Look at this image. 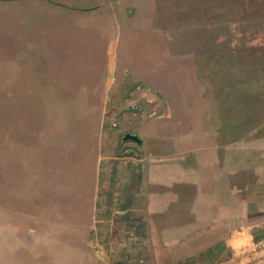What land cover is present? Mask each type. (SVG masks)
<instances>
[{"label":"crops","instance_id":"crops-1","mask_svg":"<svg viewBox=\"0 0 264 264\" xmlns=\"http://www.w3.org/2000/svg\"><path fill=\"white\" fill-rule=\"evenodd\" d=\"M14 1L0 6V74L8 75L0 77L5 110L0 114L5 123L0 264H95L84 255L98 187L108 75L119 68L163 105L137 135L151 160L145 180L162 188L153 193L151 201L158 204L152 210H167L182 189H190L193 204L205 201L211 209H217V200L234 204L232 210L229 204L219 209L220 217L234 210L229 238L250 230L253 224L246 220L264 213V206L259 198L246 197L257 194L254 186H264V178L241 177L239 146L228 145L221 153L208 128L194 60L172 53L164 35L153 29L154 0H117L113 12L87 17L68 16L57 7L74 0ZM42 187L45 200L51 202L55 193L62 209L52 215L60 225L48 227L38 241Z\"/></svg>","mask_w":264,"mask_h":264},{"label":"rangeland","instance_id":"rangeland-1","mask_svg":"<svg viewBox=\"0 0 264 264\" xmlns=\"http://www.w3.org/2000/svg\"><path fill=\"white\" fill-rule=\"evenodd\" d=\"M116 1L74 0L57 7L68 16L87 17L113 12ZM14 2L0 0V6ZM153 29L164 35L172 53L193 58L204 88L208 128L221 153L228 145L239 146L244 151L241 177L263 179L264 0H154ZM108 77L98 187L84 257L89 254L95 264H264L263 212L246 220L253 224L248 232L229 238L227 224L235 206L225 199L213 202L217 209H211L205 201L193 204L194 193L182 189L179 201L167 210H152L158 204L151 201L153 193L162 188L145 180L151 162L147 150L122 139L127 133L140 136L141 124L160 114L163 105L126 69ZM4 124L0 122L1 146ZM43 188L37 194L38 241L48 227L60 225L52 215L62 209L55 193L51 202L45 200ZM254 189L257 194L246 200L256 197L264 206V193L258 194L264 186ZM224 204L231 209L228 217L219 215ZM52 234L56 245L59 239Z\"/></svg>","mask_w":264,"mask_h":264},{"label":"water","instance_id":"water-1","mask_svg":"<svg viewBox=\"0 0 264 264\" xmlns=\"http://www.w3.org/2000/svg\"><path fill=\"white\" fill-rule=\"evenodd\" d=\"M122 140L124 142L132 141V142H134L136 144H141V139L137 135H133V134H130V133L125 134Z\"/></svg>","mask_w":264,"mask_h":264}]
</instances>
